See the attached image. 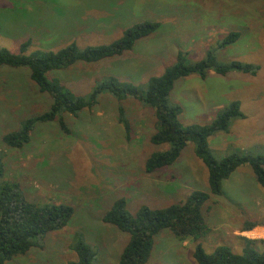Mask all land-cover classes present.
I'll return each instance as SVG.
<instances>
[{
    "label": "rangeland",
    "instance_id": "rangeland-1",
    "mask_svg": "<svg viewBox=\"0 0 264 264\" xmlns=\"http://www.w3.org/2000/svg\"><path fill=\"white\" fill-rule=\"evenodd\" d=\"M145 21L161 26L137 41L132 50L98 62H78L51 76L82 94L109 76L146 91L149 79L173 65L179 52L186 63L199 62L213 51L221 63L239 60L258 65L256 75L237 71L222 75L211 70L205 78L198 74L181 78L171 103L182 106L181 122L189 126L209 124L231 102L240 101L245 117L211 136L212 152L217 159L233 153L264 155V0H0V47L18 52L27 39L32 41L28 53L57 51L72 42L81 48L109 44L127 28ZM232 31L240 32L239 39L220 48L221 40ZM51 101L31 80L28 68L0 66L4 166L0 184L19 183L34 203H66L74 208L67 226L50 232L43 248L33 247L6 264H70L77 258L71 244L79 236L97 251L93 264H118L129 234L103 221L116 199L126 198L128 209L135 213L141 205L163 207L185 200L193 190H210L207 167L193 143L173 165L146 172V159L169 145L151 143L156 131L154 109L135 98L117 100L104 93L93 108L78 116L64 115L69 133L57 121L40 122L22 148L4 142V136L20 130L26 119L47 111ZM120 106L131 122L130 139L119 122ZM224 183L238 184L204 206L211 232L199 241H181L164 229L156 235L146 264H198L193 258L197 242L209 253L223 245L242 252L241 235L264 239V214L259 211L264 209V186L249 165L241 166ZM252 223L257 224L248 234L237 231ZM256 246L262 250L264 242Z\"/></svg>",
    "mask_w": 264,
    "mask_h": 264
},
{
    "label": "trees",
    "instance_id": "trees-1",
    "mask_svg": "<svg viewBox=\"0 0 264 264\" xmlns=\"http://www.w3.org/2000/svg\"><path fill=\"white\" fill-rule=\"evenodd\" d=\"M160 26L159 22L152 21L137 23L127 28L123 36L112 43L84 48L72 42L57 51L35 49L28 53L31 39L24 41L18 52L0 47V66L28 68L31 80L52 99L47 111L26 119L20 130L4 136V142L10 147L22 148L30 141L31 132L40 122L57 121L61 129L69 133L64 115L68 113L78 116L81 111L97 105L102 94L109 93L117 100L135 98L154 109L156 131L150 141L156 146L169 147L152 152L146 159L147 173L158 172L173 165L189 143L194 144L196 155L205 163L209 191L193 190L185 200L163 207L141 205L135 213L128 209L126 198L115 200L106 211L103 221L129 234L118 264H146L152 255L156 235L164 229H169L181 241L188 238L199 241L207 236L211 227L207 224L204 206L212 197L223 193V182L239 167L249 165L258 182L264 186V155L233 153L217 159L210 147L211 136L227 131L232 120L245 117L240 101L231 102L209 124L189 126L181 122L182 106L171 103L172 91L181 78L193 74L205 78L211 70L222 75L231 71L256 75L260 66L239 60L221 63L213 51H209L207 58L199 62L186 63L183 53L179 52L173 65L149 79L146 91L132 82L109 76L96 81L86 94L76 92L59 77L51 76V73L66 70L78 62L93 63L121 56ZM239 37L240 32H229L219 47L233 44ZM118 112L119 122L130 139L132 126L129 116L122 106ZM3 167L1 153L0 176L3 175ZM73 214L74 208L66 203L38 204L29 201L17 182L0 184V264L26 254L33 247L43 248L46 236L66 227ZM256 224H245L242 230H252ZM241 238L245 241L242 252H235L230 246L223 245L209 253L201 242H197L193 258L198 264H264V248L261 250L256 246L257 242H264V239ZM71 249L77 258L70 264L94 263L97 251L81 236L71 244Z\"/></svg>",
    "mask_w": 264,
    "mask_h": 264
},
{
    "label": "crops",
    "instance_id": "crops-1",
    "mask_svg": "<svg viewBox=\"0 0 264 264\" xmlns=\"http://www.w3.org/2000/svg\"><path fill=\"white\" fill-rule=\"evenodd\" d=\"M180 80H182V79H179L178 81H180ZM182 82V81H181ZM175 86H176V84H175ZM175 88V87H174ZM174 91V90H173ZM180 94V90H178V95ZM172 95V94H171ZM182 115V114H181ZM244 166V165H243ZM240 168L241 167H239L235 172H237L238 170H240ZM238 174V173H237ZM243 174H245L246 176H247V174H249L248 172H243ZM248 177V176H247ZM238 183H235V184H232V185H230V184H227V183H224L223 182V193L221 194V195H219V196H216V198H220L221 196H224V194H225V191L227 190V189H229L230 191H233V189H234V187L237 185ZM240 188V187H239ZM233 197H232V199L233 200H235V194H233L232 195ZM215 200H217L218 201V199H215ZM222 203V202H221ZM207 204V203H206ZM205 204V205H206ZM224 203H222V205H223ZM259 211H261L263 214H264V209L263 208H260L259 209ZM232 213L233 214H235L233 211H232ZM225 216H227V214H225ZM260 225H262V224H260ZM259 224L257 225V227H259L260 226ZM264 225V224H263ZM243 227V225H241V227L240 228H238L237 229V231H239V233L240 234H248L249 232H251V230L249 231V230H246V231H243L242 228ZM242 236V235H241ZM244 236V235H243Z\"/></svg>",
    "mask_w": 264,
    "mask_h": 264
}]
</instances>
